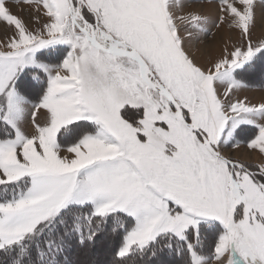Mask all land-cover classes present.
Returning a JSON list of instances; mask_svg holds the SVG:
<instances>
[{
	"label": "snow or ice",
	"instance_id": "6c2138e0",
	"mask_svg": "<svg viewBox=\"0 0 264 264\" xmlns=\"http://www.w3.org/2000/svg\"><path fill=\"white\" fill-rule=\"evenodd\" d=\"M0 23V264H264V99L240 95L264 0H0Z\"/></svg>",
	"mask_w": 264,
	"mask_h": 264
},
{
	"label": "rangeland",
	"instance_id": "374dc122",
	"mask_svg": "<svg viewBox=\"0 0 264 264\" xmlns=\"http://www.w3.org/2000/svg\"><path fill=\"white\" fill-rule=\"evenodd\" d=\"M205 10L207 11L208 8L206 7ZM25 11L29 12L28 10ZM21 13H23V11H21ZM230 35L231 34L227 32L225 29H221L220 31L216 32L214 36L209 38L208 45L214 56L219 55L221 50L225 47L226 44L229 46L231 45L233 41L229 39ZM257 35H259V33H257ZM3 36H5V34H3ZM240 95L241 97L247 96L252 102H260L262 99H264V90H261L258 87H253L246 91L241 92ZM231 154L234 156L240 155L242 159H249L250 157L249 162H255L256 160V156L254 153L249 154L244 150H242L241 153L232 152Z\"/></svg>",
	"mask_w": 264,
	"mask_h": 264
},
{
	"label": "crops",
	"instance_id": "0c3cea01",
	"mask_svg": "<svg viewBox=\"0 0 264 264\" xmlns=\"http://www.w3.org/2000/svg\"><path fill=\"white\" fill-rule=\"evenodd\" d=\"M14 6H15V8H14ZM10 7H11V10L14 14L22 17L25 21L28 22L29 12L25 11L27 9L23 10V13H21V7H18L16 5H10ZM16 10H17V12H16ZM22 14H23V16H22ZM5 32H6L5 25L3 23H0V42H3V40L6 39V36H3V34H5Z\"/></svg>",
	"mask_w": 264,
	"mask_h": 264
}]
</instances>
